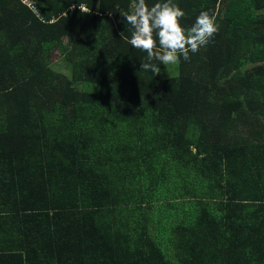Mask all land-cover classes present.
Returning <instances> with one entry per match:
<instances>
[{
	"label": "trees",
	"instance_id": "obj_1",
	"mask_svg": "<svg viewBox=\"0 0 264 264\" xmlns=\"http://www.w3.org/2000/svg\"><path fill=\"white\" fill-rule=\"evenodd\" d=\"M30 1L0 0V264H264V0H174L219 30L165 80L136 0Z\"/></svg>",
	"mask_w": 264,
	"mask_h": 264
},
{
	"label": "clouds",
	"instance_id": "obj_2",
	"mask_svg": "<svg viewBox=\"0 0 264 264\" xmlns=\"http://www.w3.org/2000/svg\"><path fill=\"white\" fill-rule=\"evenodd\" d=\"M79 8L81 12L84 10L83 5L79 4ZM121 15L133 29L131 38L121 33L122 40L145 52L142 71L157 75L161 68L154 61L165 66L179 63L181 57L188 61L189 53H196L206 46L219 30L216 15L210 11H202L192 26L185 28L181 20L186 14L174 0H161L151 7L146 0H136L132 11Z\"/></svg>",
	"mask_w": 264,
	"mask_h": 264
},
{
	"label": "rangeland",
	"instance_id": "obj_3",
	"mask_svg": "<svg viewBox=\"0 0 264 264\" xmlns=\"http://www.w3.org/2000/svg\"><path fill=\"white\" fill-rule=\"evenodd\" d=\"M53 62L59 67V72L63 73L68 78H71V69L66 62H64V67H61L62 57L59 51L54 52ZM179 75L178 63L175 65H167L161 69L160 74L158 75L159 79L165 80L170 78H176ZM78 89L87 92L98 94L100 92V87L97 84L93 83H79L77 85Z\"/></svg>",
	"mask_w": 264,
	"mask_h": 264
},
{
	"label": "built area",
	"instance_id": "obj_4",
	"mask_svg": "<svg viewBox=\"0 0 264 264\" xmlns=\"http://www.w3.org/2000/svg\"><path fill=\"white\" fill-rule=\"evenodd\" d=\"M23 2L28 5L34 12H37V8L35 6V4L30 1V0H23ZM84 10H86V8L84 7Z\"/></svg>",
	"mask_w": 264,
	"mask_h": 264
}]
</instances>
